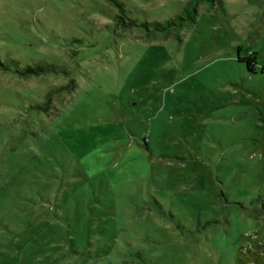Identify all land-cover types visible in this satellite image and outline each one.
Listing matches in <instances>:
<instances>
[{
	"label": "rangeland",
	"instance_id": "rangeland-1",
	"mask_svg": "<svg viewBox=\"0 0 264 264\" xmlns=\"http://www.w3.org/2000/svg\"><path fill=\"white\" fill-rule=\"evenodd\" d=\"M120 1L139 23L188 0ZM116 12L0 0V264H236L264 244V0L202 3L179 37ZM38 64L66 73H16Z\"/></svg>",
	"mask_w": 264,
	"mask_h": 264
},
{
	"label": "trees",
	"instance_id": "trees-1",
	"mask_svg": "<svg viewBox=\"0 0 264 264\" xmlns=\"http://www.w3.org/2000/svg\"><path fill=\"white\" fill-rule=\"evenodd\" d=\"M117 10L113 13V20L115 24L122 28L140 27L144 28L148 33L147 36H155L157 33H163L165 36H169L174 31V35L179 37L178 29L182 28L184 25H192L196 21V16L198 14V7L202 3H206L208 7H213L217 3H221V0H188L181 13L177 14L173 18L166 19L164 21H143L137 22L135 19L130 17L129 11L125 8L123 2L120 0H106ZM238 61H244L246 63V68L249 72L255 73V57L249 56L247 58H237ZM1 64V62H0ZM264 70V67L261 68ZM54 71L64 73V69H59L51 64H38V65H26L21 69H17L16 73L20 76L28 75H40L41 73ZM66 73V72H65ZM75 83L71 79L62 88H72L74 89ZM263 129L261 137V148L264 151V123L261 126ZM252 203L258 204L260 215L264 216V189L261 194L252 200ZM244 244L239 246L236 255V264H264V244L259 243L252 237H243Z\"/></svg>",
	"mask_w": 264,
	"mask_h": 264
}]
</instances>
